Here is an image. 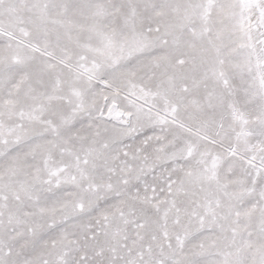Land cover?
<instances>
[{
	"label": "snow or ice",
	"instance_id": "snow-or-ice-1",
	"mask_svg": "<svg viewBox=\"0 0 264 264\" xmlns=\"http://www.w3.org/2000/svg\"><path fill=\"white\" fill-rule=\"evenodd\" d=\"M0 264H264V0H0Z\"/></svg>",
	"mask_w": 264,
	"mask_h": 264
}]
</instances>
